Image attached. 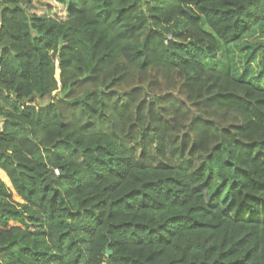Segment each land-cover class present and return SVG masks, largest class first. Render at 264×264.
Segmentation results:
<instances>
[{
    "label": "trees",
    "instance_id": "obj_1",
    "mask_svg": "<svg viewBox=\"0 0 264 264\" xmlns=\"http://www.w3.org/2000/svg\"><path fill=\"white\" fill-rule=\"evenodd\" d=\"M0 264H264V0H1Z\"/></svg>",
    "mask_w": 264,
    "mask_h": 264
},
{
    "label": "rangeland",
    "instance_id": "obj_2",
    "mask_svg": "<svg viewBox=\"0 0 264 264\" xmlns=\"http://www.w3.org/2000/svg\"><path fill=\"white\" fill-rule=\"evenodd\" d=\"M205 48H208L207 46H204ZM218 56H219V54H218ZM256 67V66H255ZM49 100L48 99H43V100H41V101H38L36 104L38 105V106H42V105H45L47 102H48Z\"/></svg>",
    "mask_w": 264,
    "mask_h": 264
},
{
    "label": "water",
    "instance_id": "obj_3",
    "mask_svg": "<svg viewBox=\"0 0 264 264\" xmlns=\"http://www.w3.org/2000/svg\"><path fill=\"white\" fill-rule=\"evenodd\" d=\"M111 253L109 251H106V256H109Z\"/></svg>",
    "mask_w": 264,
    "mask_h": 264
},
{
    "label": "built area",
    "instance_id": "obj_4",
    "mask_svg": "<svg viewBox=\"0 0 264 264\" xmlns=\"http://www.w3.org/2000/svg\"><path fill=\"white\" fill-rule=\"evenodd\" d=\"M1 1V0H0Z\"/></svg>",
    "mask_w": 264,
    "mask_h": 264
}]
</instances>
